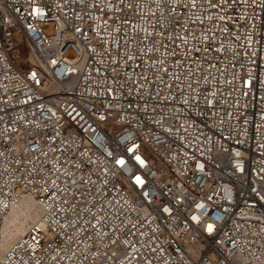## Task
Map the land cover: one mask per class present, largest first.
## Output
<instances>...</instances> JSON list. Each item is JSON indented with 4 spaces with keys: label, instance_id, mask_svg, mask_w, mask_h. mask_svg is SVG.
<instances>
[{
    "label": "built area",
    "instance_id": "obj_1",
    "mask_svg": "<svg viewBox=\"0 0 264 264\" xmlns=\"http://www.w3.org/2000/svg\"><path fill=\"white\" fill-rule=\"evenodd\" d=\"M0 264H264V0H0Z\"/></svg>",
    "mask_w": 264,
    "mask_h": 264
},
{
    "label": "bare ground",
    "instance_id": "obj_2",
    "mask_svg": "<svg viewBox=\"0 0 264 264\" xmlns=\"http://www.w3.org/2000/svg\"><path fill=\"white\" fill-rule=\"evenodd\" d=\"M41 207L30 195H24L20 201L6 214L1 229L3 247L18 239L26 233L34 222L43 226L41 220Z\"/></svg>",
    "mask_w": 264,
    "mask_h": 264
},
{
    "label": "rangeland",
    "instance_id": "obj_3",
    "mask_svg": "<svg viewBox=\"0 0 264 264\" xmlns=\"http://www.w3.org/2000/svg\"><path fill=\"white\" fill-rule=\"evenodd\" d=\"M69 55H71V54L69 53Z\"/></svg>",
    "mask_w": 264,
    "mask_h": 264
},
{
    "label": "snow or ice",
    "instance_id": "obj_4",
    "mask_svg": "<svg viewBox=\"0 0 264 264\" xmlns=\"http://www.w3.org/2000/svg\"><path fill=\"white\" fill-rule=\"evenodd\" d=\"M211 228V226H209Z\"/></svg>",
    "mask_w": 264,
    "mask_h": 264
}]
</instances>
